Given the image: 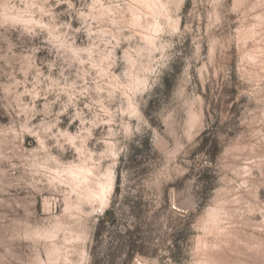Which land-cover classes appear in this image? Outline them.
I'll use <instances>...</instances> for the list:
<instances>
[{"label":"rangeland","instance_id":"obj_1","mask_svg":"<svg viewBox=\"0 0 264 264\" xmlns=\"http://www.w3.org/2000/svg\"><path fill=\"white\" fill-rule=\"evenodd\" d=\"M0 264H264V0H0Z\"/></svg>","mask_w":264,"mask_h":264},{"label":"snow or ice","instance_id":"obj_2","mask_svg":"<svg viewBox=\"0 0 264 264\" xmlns=\"http://www.w3.org/2000/svg\"><path fill=\"white\" fill-rule=\"evenodd\" d=\"M64 6H65V5H63V4L61 5V7H64Z\"/></svg>","mask_w":264,"mask_h":264},{"label":"water","instance_id":"obj_3","mask_svg":"<svg viewBox=\"0 0 264 264\" xmlns=\"http://www.w3.org/2000/svg\"><path fill=\"white\" fill-rule=\"evenodd\" d=\"M184 212V211H183Z\"/></svg>","mask_w":264,"mask_h":264}]
</instances>
